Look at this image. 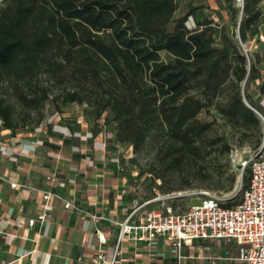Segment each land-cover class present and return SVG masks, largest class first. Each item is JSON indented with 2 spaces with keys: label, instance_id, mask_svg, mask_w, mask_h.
<instances>
[{
  "label": "trees",
  "instance_id": "trees-1",
  "mask_svg": "<svg viewBox=\"0 0 264 264\" xmlns=\"http://www.w3.org/2000/svg\"><path fill=\"white\" fill-rule=\"evenodd\" d=\"M262 1L244 0L243 42L247 31L262 18L258 8ZM3 3L0 82L6 93L0 95L2 130L14 131V135L22 130L15 124V104L30 113L38 112L36 125L44 119L42 111L49 103L59 112L50 87L41 83V76L47 75L58 88L69 83L64 103L82 105L94 99L97 117L111 111L121 146L138 150L152 132L163 133L166 154L159 178H154L159 189L170 173L201 158L210 124L199 116L207 100L227 94L226 103L217 106L219 114L242 129L245 137L248 133L262 137L261 120L244 102L246 97L251 106L259 107L248 93L253 81H259L264 93L259 56L251 55L248 68L246 56L226 27L221 28L217 46L219 26L209 19L190 30L188 17L197 9L177 19V0ZM246 47L250 50L248 44ZM87 91L89 97L84 96ZM229 152L227 146L225 153ZM249 181L250 177L244 179V188ZM234 182L233 178L231 186Z\"/></svg>",
  "mask_w": 264,
  "mask_h": 264
},
{
  "label": "crops",
  "instance_id": "crops-1",
  "mask_svg": "<svg viewBox=\"0 0 264 264\" xmlns=\"http://www.w3.org/2000/svg\"><path fill=\"white\" fill-rule=\"evenodd\" d=\"M195 14L188 17L190 30L197 29ZM262 30L264 24L257 26V37L264 36ZM39 130L16 135L4 130L5 140L0 141L4 177L0 181V264H92L97 230L108 236L111 258L118 223L139 202L152 197V192L142 194L138 180L132 182L131 176L118 170L130 158L131 148L118 144L110 132L96 140L84 127L78 131L53 123V133L45 142ZM114 149L115 155L110 153ZM53 175L56 186L48 180ZM48 192L73 202L76 209H65L64 201L54 197L49 202L52 218L31 228L29 221L42 213ZM92 216L103 220L97 223ZM122 248L119 264H178L163 243L152 249L146 243L125 241ZM182 255V264H215L211 258H223L213 251L210 241L202 240L186 246ZM217 264L227 262L223 258Z\"/></svg>",
  "mask_w": 264,
  "mask_h": 264
},
{
  "label": "rangeland",
  "instance_id": "rangeland-1",
  "mask_svg": "<svg viewBox=\"0 0 264 264\" xmlns=\"http://www.w3.org/2000/svg\"><path fill=\"white\" fill-rule=\"evenodd\" d=\"M177 1V19L197 9V13L194 16L197 28L205 19H209L213 22V25L219 26L215 36L217 46L221 44V28L226 27L228 33L239 44L243 54L246 56L248 68L251 67V55H258V68L264 73V39L256 36L257 27L247 31L246 42H243L240 36L244 0ZM4 8L3 0H0V13ZM258 8L262 14V18L257 26L264 24V0ZM232 18L234 19L232 20ZM193 25V20H190L189 26L192 27ZM262 34H264V30H262ZM247 44L250 50L246 53ZM41 83L46 87H50L51 100L56 101V105L59 106L60 110L58 113L57 111H53L55 107L49 103L42 111L44 119L39 125H36L35 122L40 119V114L38 112L30 113L22 109L18 104H15L17 112L15 124L19 130L22 129L18 132L28 134L39 128L40 136L46 142L47 138L53 133V123H56L78 131L84 127V130L91 133L96 140H99L104 134L109 132L114 133L117 138L118 126L114 121V115L111 111L106 112L103 117H97L94 99L92 103L87 102L82 105L64 103L66 89L70 87L68 82L62 85L61 88H58L49 76L42 75ZM258 84V80L251 82L248 86V93L251 94L259 105V98L256 92L257 88H259ZM245 88L246 84H243V92ZM5 93L6 86L0 82V95ZM90 95L89 91L84 93L86 97ZM227 99L228 95L224 94L218 100L206 101V107L201 112L199 119L204 123H209L210 130L204 140L201 158L186 162L180 170L170 173L165 180L163 179L164 185L160 189L162 194H185L207 191L217 196L234 198L233 204L240 202L242 196L241 188L244 186V179L250 177V172H242L238 160L240 158H232V152L236 149L245 151L241 155V159L245 160L249 154L248 152H252L260 146L262 137L251 135L250 133L245 137L242 129L234 128L219 114L217 106L225 104ZM3 133L4 130L0 128V141L2 142L5 140ZM50 138L55 140L53 137ZM165 139L163 133L160 131L152 132L138 150L131 147V151L128 152L130 158L125 159L124 163L119 164L120 169L118 170L125 176H131L132 182H135V180L140 182L144 179V182H140V184H142V194L145 196L151 193V189L155 186L154 178H159L157 173L162 170L161 159L166 154ZM227 146L230 147L229 153H225ZM110 153L115 155V149ZM233 178L235 182L231 186ZM200 203L201 200L196 195H183L178 199V202H175V205L180 207L181 212H186L189 206L199 205ZM210 243L213 251L219 257H223L227 264H234V258L238 257L240 248L236 243L230 242L227 246L223 244L219 245L217 242L210 241Z\"/></svg>",
  "mask_w": 264,
  "mask_h": 264
},
{
  "label": "built area",
  "instance_id": "built-area-1",
  "mask_svg": "<svg viewBox=\"0 0 264 264\" xmlns=\"http://www.w3.org/2000/svg\"><path fill=\"white\" fill-rule=\"evenodd\" d=\"M264 39V36H260ZM247 53L248 50L245 49ZM259 86V84H258ZM259 98V107L252 109L262 124V142L252 152H248L245 160L241 159L243 150L236 149L232 158H240L239 164L242 172H250L249 184L242 189L241 200L237 205H232L234 198L217 196L207 191L185 194H162L157 185L151 189L152 197L144 202H139L127 217L119 224V234L114 247L113 256L108 254V236L97 230V249L92 264H119L123 253L122 244L125 241L146 243L148 247L157 249L160 243L172 251L178 264L184 258L182 251L186 246H192L194 241H211L219 245L236 243L239 255L234 262L240 264H264V93L259 88L256 90ZM2 121L0 120V127ZM4 180L0 172V181ZM54 183L56 175L48 178ZM144 182V179L140 181ZM140 182L137 184L139 185ZM158 185L161 184L157 180ZM16 185H14L15 187ZM126 193V191H123ZM127 193H129L127 191ZM183 195H196L201 200L199 205H191L188 211L181 212L175 205ZM64 201L60 196L48 192L44 194L42 213L29 221L33 228L37 222L46 223L52 218L49 202L52 198ZM67 210H75L73 202L64 201ZM99 223L102 217L92 216ZM40 237V236H38ZM215 264L223 258H211Z\"/></svg>",
  "mask_w": 264,
  "mask_h": 264
},
{
  "label": "water",
  "instance_id": "water-1",
  "mask_svg": "<svg viewBox=\"0 0 264 264\" xmlns=\"http://www.w3.org/2000/svg\"><path fill=\"white\" fill-rule=\"evenodd\" d=\"M243 48H245V46H243ZM244 102H245V104L250 108V105H249V103L246 101V99H244Z\"/></svg>",
  "mask_w": 264,
  "mask_h": 264
}]
</instances>
